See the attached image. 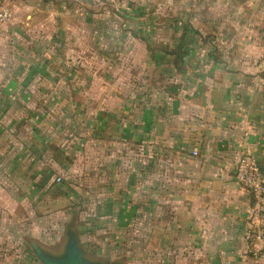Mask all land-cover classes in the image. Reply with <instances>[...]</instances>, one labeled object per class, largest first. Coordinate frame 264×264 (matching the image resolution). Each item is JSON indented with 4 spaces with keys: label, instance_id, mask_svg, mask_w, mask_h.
<instances>
[{
    "label": "crops",
    "instance_id": "obj_1",
    "mask_svg": "<svg viewBox=\"0 0 264 264\" xmlns=\"http://www.w3.org/2000/svg\"><path fill=\"white\" fill-rule=\"evenodd\" d=\"M25 1L13 31L46 52L0 89V178L48 221L35 243L58 253L68 227L103 264H264L233 177L244 151L264 174L261 0H110L71 72L55 0Z\"/></svg>",
    "mask_w": 264,
    "mask_h": 264
},
{
    "label": "rangeland",
    "instance_id": "obj_2",
    "mask_svg": "<svg viewBox=\"0 0 264 264\" xmlns=\"http://www.w3.org/2000/svg\"><path fill=\"white\" fill-rule=\"evenodd\" d=\"M109 1L55 0V2H51L56 6V14L62 12L60 17L58 18L59 23L66 27L65 34L61 36L62 40L58 47V49L60 50L59 55L61 56L62 61L67 63V65L63 64L62 68L65 72H71L73 69L84 71L86 66H89L91 63L92 58L90 57L97 56L95 52L97 50L93 51V49L87 46V42H89L88 38L91 35L90 33L92 27L100 25L102 23L101 18L95 20V18H93L88 12V9L91 8L93 11H100L102 10L103 6L107 7L108 3L113 4L112 1ZM37 2L38 1L28 2L25 0H0V10L4 11L6 14L4 18L0 20V89L5 84L7 77H9V74L12 71L14 73H19L21 71L22 65H19L20 59H22L23 57L37 58L36 56L39 54V52H46V50H44L43 48L32 49L30 47L28 48L27 46L26 48L21 49V42L23 43V40H21L22 35L13 31L22 30L21 11L16 10L20 9L22 5H27L31 8L37 7ZM259 2H261L260 4H258L260 5L259 7L264 9V0H261ZM42 5L43 4L39 2L38 7L42 8ZM117 6V4L109 5V7L114 10V12L116 11V14L118 10ZM109 24L117 26L121 24V21L114 14V16L111 15ZM56 34L58 35V33ZM31 43H35V41H32ZM99 55H102L101 51L99 52ZM77 59L79 60V62L76 64L75 60ZM69 61L74 62L68 64ZM68 68L71 70H69ZM141 77H143L142 74ZM17 83L20 82L15 81V84ZM8 185L9 182L7 181V178H0V237L2 236V234H7L10 239L12 237L14 239L11 244L9 241L6 243V240L4 238H1L0 251L6 252V248L8 250L12 248L14 254H12V257L8 256L6 259H8L9 262V259L12 258V262L14 264H41L39 260H37L34 256L31 248L28 246V243H24L23 246V242L21 241V239L27 238L29 242L37 241V232L35 230L45 229L48 221L42 220L41 218L43 217V215H38L34 211L37 204H35L32 200H30V202L27 204L25 202H22L20 198H17L20 196V193L15 191V187L13 188V186L11 187ZM32 195L33 194H31V198L33 197ZM29 204L31 209L29 210L30 213L28 217L25 208H27ZM36 227H39L41 229H36ZM28 256L30 261L29 259H27ZM6 259L5 256L0 255V264H5L7 262Z\"/></svg>",
    "mask_w": 264,
    "mask_h": 264
},
{
    "label": "built area",
    "instance_id": "obj_3",
    "mask_svg": "<svg viewBox=\"0 0 264 264\" xmlns=\"http://www.w3.org/2000/svg\"><path fill=\"white\" fill-rule=\"evenodd\" d=\"M5 12L0 10V20ZM234 180L250 195L247 209V230L245 240L249 248L260 255L264 253V174L256 159L248 152H241L236 159ZM55 177V181H59Z\"/></svg>",
    "mask_w": 264,
    "mask_h": 264
},
{
    "label": "water",
    "instance_id": "obj_4",
    "mask_svg": "<svg viewBox=\"0 0 264 264\" xmlns=\"http://www.w3.org/2000/svg\"><path fill=\"white\" fill-rule=\"evenodd\" d=\"M29 247L41 264H103L84 255L78 244L76 234L68 227L65 231V240L60 252L51 253L33 241L29 242Z\"/></svg>",
    "mask_w": 264,
    "mask_h": 264
}]
</instances>
